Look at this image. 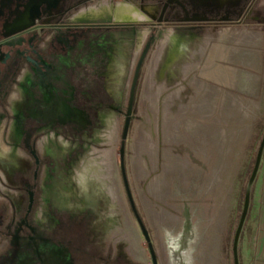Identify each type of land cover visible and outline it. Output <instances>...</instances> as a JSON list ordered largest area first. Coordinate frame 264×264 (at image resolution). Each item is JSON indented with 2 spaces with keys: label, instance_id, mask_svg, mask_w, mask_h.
Wrapping results in <instances>:
<instances>
[{
  "label": "rangeland",
  "instance_id": "374dc122",
  "mask_svg": "<svg viewBox=\"0 0 264 264\" xmlns=\"http://www.w3.org/2000/svg\"><path fill=\"white\" fill-rule=\"evenodd\" d=\"M104 1L147 21L115 23ZM249 3L233 23L180 27L158 23L152 5L99 0L71 14L84 34L72 32L65 51L49 44L67 31L45 26V67H21L0 92V264H71L110 250L98 264H233L264 136V0ZM252 189L238 264L249 260ZM86 227L99 249L85 245Z\"/></svg>",
  "mask_w": 264,
  "mask_h": 264
},
{
  "label": "flooded vegetation",
  "instance_id": "af4514ba",
  "mask_svg": "<svg viewBox=\"0 0 264 264\" xmlns=\"http://www.w3.org/2000/svg\"><path fill=\"white\" fill-rule=\"evenodd\" d=\"M97 1L99 0H0V92L2 91L3 94L6 92L16 71L21 67L31 66L38 71L45 67V62L47 60L45 61V59H43V45L39 43L41 39L40 35L45 30V26H61L67 31L63 38L55 37L50 42L49 50L65 51V49H70L71 43L73 44L74 42L73 38L75 37L72 32H81L78 34L80 36L79 41L81 42V37H83L84 34L83 30L73 27L71 22L78 19H71L70 16L75 11L85 6H91ZM132 1H138L146 6H154L157 10L154 19H156L158 23L180 27H194L201 24H230L233 23L236 18L240 20L250 5L249 0H237L233 5L230 0ZM103 3L104 6L110 8L116 5L110 3V1H104ZM82 44L84 47V43ZM138 75L139 70L134 84L133 96ZM29 153L33 156L35 162L33 180L36 182L40 170V159L31 150ZM34 187L36 186L34 185ZM34 207L35 195L29 193L28 204L24 214V222L27 224H29V218L33 213ZM54 231L58 232V230ZM62 236L63 231L57 238H62ZM65 252L69 254V252ZM72 263L73 262H71V264Z\"/></svg>",
  "mask_w": 264,
  "mask_h": 264
},
{
  "label": "crops",
  "instance_id": "0c3cea01",
  "mask_svg": "<svg viewBox=\"0 0 264 264\" xmlns=\"http://www.w3.org/2000/svg\"><path fill=\"white\" fill-rule=\"evenodd\" d=\"M252 186L255 210L252 215L254 225L250 231L247 250L249 256L248 264H264V150Z\"/></svg>",
  "mask_w": 264,
  "mask_h": 264
},
{
  "label": "water",
  "instance_id": "95a60500",
  "mask_svg": "<svg viewBox=\"0 0 264 264\" xmlns=\"http://www.w3.org/2000/svg\"><path fill=\"white\" fill-rule=\"evenodd\" d=\"M139 66H140V63L137 66V70H136L135 78H134V83H133V87H132V91H131V95H130V103H129V106H128L127 118H126V121H125L123 134H122V139L123 140L126 139L128 128H129L131 106H132V96H133L134 84H135L136 77H137V74H138ZM263 150H264V136L262 137V139H261V141L259 143V146H258V149H257V153H256V157H255V161H254V165H253L250 177H249V179L247 181V184H246V187H245L242 211H241V214H240L239 222H238L235 234H234L233 244H232L233 264H238V256H237L238 241H239V237H240V233L242 231V227H243L244 221H245L247 213H248V209H249V205H250L251 188H252V185H253L254 180L256 178L259 166H260ZM121 155H122V153H121ZM121 163H122V158H121ZM122 166L123 165L121 164V167ZM123 179H124L125 187L127 189L126 180H125V178H123ZM126 191L128 193V189ZM128 196H129V193H128ZM129 200H130L132 209H133L134 213L136 214V212H135V210L133 208V204H132L130 196H129ZM140 225H141L143 234L145 235L147 241L149 242V239H148V236L146 234V231L144 230L142 224H140ZM149 248L151 249L150 244H149ZM153 261H154V259H153Z\"/></svg>",
  "mask_w": 264,
  "mask_h": 264
},
{
  "label": "bare ground",
  "instance_id": "6f19581e",
  "mask_svg": "<svg viewBox=\"0 0 264 264\" xmlns=\"http://www.w3.org/2000/svg\"><path fill=\"white\" fill-rule=\"evenodd\" d=\"M105 12L115 22L128 23L147 20V17L139 9L127 3H117L109 11L106 10Z\"/></svg>",
  "mask_w": 264,
  "mask_h": 264
},
{
  "label": "trees",
  "instance_id": "16d2710c",
  "mask_svg": "<svg viewBox=\"0 0 264 264\" xmlns=\"http://www.w3.org/2000/svg\"><path fill=\"white\" fill-rule=\"evenodd\" d=\"M73 219L76 220V219H79V217L73 218ZM86 231L88 233H87V240L85 241V245L90 247L93 250L99 249L100 247L97 244V241L94 239L92 231H89L88 227H86ZM71 255H73V254H71ZM107 255H111V250L109 251V253ZM106 256L103 255L102 257L100 256V257L84 258V257H81L79 255H75V256H73V261H72L73 263L72 264H98L99 262L104 263L106 260ZM107 257H109V256H107Z\"/></svg>",
  "mask_w": 264,
  "mask_h": 264
}]
</instances>
